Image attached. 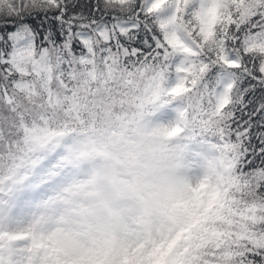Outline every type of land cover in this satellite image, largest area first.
I'll return each instance as SVG.
<instances>
[{
  "label": "snow or ice",
  "instance_id": "6c2138e0",
  "mask_svg": "<svg viewBox=\"0 0 264 264\" xmlns=\"http://www.w3.org/2000/svg\"><path fill=\"white\" fill-rule=\"evenodd\" d=\"M76 8L0 0V264H264V0Z\"/></svg>",
  "mask_w": 264,
  "mask_h": 264
},
{
  "label": "trees",
  "instance_id": "16d2710c",
  "mask_svg": "<svg viewBox=\"0 0 264 264\" xmlns=\"http://www.w3.org/2000/svg\"><path fill=\"white\" fill-rule=\"evenodd\" d=\"M92 3H94V0H77V8L75 11H83L87 15L90 12L89 5ZM257 95H259V92Z\"/></svg>",
  "mask_w": 264,
  "mask_h": 264
}]
</instances>
